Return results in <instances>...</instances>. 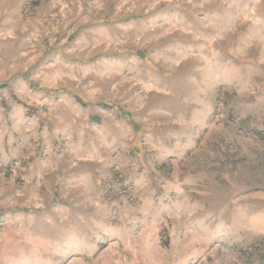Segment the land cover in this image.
<instances>
[{"label": "rangeland", "instance_id": "1", "mask_svg": "<svg viewBox=\"0 0 264 264\" xmlns=\"http://www.w3.org/2000/svg\"><path fill=\"white\" fill-rule=\"evenodd\" d=\"M263 238L264 0H0V264Z\"/></svg>", "mask_w": 264, "mask_h": 264}, {"label": "trees", "instance_id": "2", "mask_svg": "<svg viewBox=\"0 0 264 264\" xmlns=\"http://www.w3.org/2000/svg\"><path fill=\"white\" fill-rule=\"evenodd\" d=\"M244 254H245V257L249 259L251 262H252L251 258L254 256L258 264H264V238L261 239L259 244H257L254 248L251 247V253H248L246 250L244 251Z\"/></svg>", "mask_w": 264, "mask_h": 264}]
</instances>
